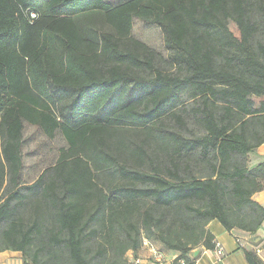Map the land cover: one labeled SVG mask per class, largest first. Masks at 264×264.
Returning <instances> with one entry per match:
<instances>
[{
    "label": "trees",
    "instance_id": "trees-1",
    "mask_svg": "<svg viewBox=\"0 0 264 264\" xmlns=\"http://www.w3.org/2000/svg\"><path fill=\"white\" fill-rule=\"evenodd\" d=\"M94 11L112 33L84 35L76 18ZM134 18L162 30L166 54ZM168 118L199 134L162 130ZM26 122L67 143L32 183ZM262 144L264 0H0V252L131 264L147 239L195 264L215 249L210 221L263 225Z\"/></svg>",
    "mask_w": 264,
    "mask_h": 264
},
{
    "label": "crops",
    "instance_id": "crops-1",
    "mask_svg": "<svg viewBox=\"0 0 264 264\" xmlns=\"http://www.w3.org/2000/svg\"><path fill=\"white\" fill-rule=\"evenodd\" d=\"M76 20L82 32L86 36L96 37L100 32H113L112 27L105 20L104 14L98 11L80 15L76 18ZM135 20H139L140 22L145 24L142 20L134 18L133 35ZM137 39L152 47L146 41L140 38ZM26 128H30L34 131L39 129L41 131V129L37 125H33L27 122L25 123V130ZM263 160L264 144L259 146L255 152L250 153V167L258 165ZM24 180L26 181V172L24 174ZM253 198L256 202L264 207V190L255 193ZM207 228L214 235V243L218 242L223 246L224 255L221 257H217L214 249H207L204 246H200L197 249L193 250L191 255L193 258H195V264H249L245 258V249H252L253 251H255L259 258L264 262V223L257 232V234H260L262 236V239L257 243L253 241V237L257 234L251 235L250 233L240 229H233L229 231L217 220L210 221L207 225ZM194 251L196 254L195 257L193 256ZM150 253L151 252L149 248L146 246H142L138 251V257L142 258L143 264H156L151 259ZM128 255L133 257L132 252H129ZM132 257H129V259L131 260ZM0 264H24L21 252L10 250L0 252Z\"/></svg>",
    "mask_w": 264,
    "mask_h": 264
},
{
    "label": "rangeland",
    "instance_id": "rangeland-1",
    "mask_svg": "<svg viewBox=\"0 0 264 264\" xmlns=\"http://www.w3.org/2000/svg\"><path fill=\"white\" fill-rule=\"evenodd\" d=\"M134 25V36L146 41L157 51L163 54L167 53L164 35L160 28L145 25L139 20H135ZM218 37H221V42L223 43L228 41V37L224 33H219ZM187 104H190V101ZM162 130L179 131L180 134L188 139L199 134V131L192 126L191 122L184 128L169 118L164 121ZM24 137L26 139L24 145L26 182L32 183L46 167L53 165L57 161L60 149L67 147V143L61 134H57L54 139H50L39 129L34 131L26 128Z\"/></svg>",
    "mask_w": 264,
    "mask_h": 264
},
{
    "label": "built area",
    "instance_id": "built-area-1",
    "mask_svg": "<svg viewBox=\"0 0 264 264\" xmlns=\"http://www.w3.org/2000/svg\"><path fill=\"white\" fill-rule=\"evenodd\" d=\"M215 252L217 257H221L224 255L223 246L216 242L215 243ZM144 246L148 247L150 250L151 259L156 264H185V260L179 257L178 253L167 254L159 250L154 244H151L149 240L144 239ZM131 264H143V260L140 257H132Z\"/></svg>",
    "mask_w": 264,
    "mask_h": 264
},
{
    "label": "water",
    "instance_id": "water-1",
    "mask_svg": "<svg viewBox=\"0 0 264 264\" xmlns=\"http://www.w3.org/2000/svg\"><path fill=\"white\" fill-rule=\"evenodd\" d=\"M262 239V236L260 235V234H257V235H255L254 237H253V241L255 242V243H257V242H259L260 240ZM195 251H194V253H193V256L195 257Z\"/></svg>",
    "mask_w": 264,
    "mask_h": 264
}]
</instances>
